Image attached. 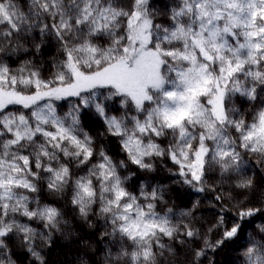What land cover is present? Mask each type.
Returning <instances> with one entry per match:
<instances>
[{"label":"snow or ice","instance_id":"obj_1","mask_svg":"<svg viewBox=\"0 0 264 264\" xmlns=\"http://www.w3.org/2000/svg\"><path fill=\"white\" fill-rule=\"evenodd\" d=\"M164 159L196 193L233 181L235 213L215 196L218 239H201L198 200L174 222L168 189L131 170ZM253 164L264 175V0H0V264H46L55 233L93 219L80 264H177V246L216 264L209 252L241 242L236 260L264 264Z\"/></svg>","mask_w":264,"mask_h":264},{"label":"trees","instance_id":"obj_2","mask_svg":"<svg viewBox=\"0 0 264 264\" xmlns=\"http://www.w3.org/2000/svg\"><path fill=\"white\" fill-rule=\"evenodd\" d=\"M53 55L51 51L45 52L43 54L44 60L47 61ZM13 66H15L13 64ZM46 68H51L50 65H45ZM98 94L103 93L99 97L101 101L108 96V93L111 91L109 88L99 89L97 90ZM76 98H73L75 100ZM112 103L115 108H118L119 111H113L112 115H125L129 113L130 102L129 104L120 103L119 97H112ZM57 105L64 103L63 101L55 102ZM257 104L259 101L256 102ZM236 107L241 108V110H245L250 108L251 105H241L239 100L236 101ZM71 108V102L63 109L61 114L66 113ZM58 111L59 108H58ZM86 130L89 132H93L94 130H103V125L99 122L95 123L94 129L88 128L86 126ZM108 144L115 149L116 151L112 152V155H116L118 152V145L114 138H108ZM123 159V156L120 157ZM249 164L251 161L259 157L256 154H249L246 157ZM136 173V177H145L146 179L142 180L141 183H160L162 184L168 191L170 192V198L165 197L168 201L167 207L173 209L176 213L173 216L174 222H184L188 223V220L179 216V212L182 210H187L191 207L194 201H199V207L195 212V227L201 229V239L205 234L210 236L211 239L215 240L219 238V233H207V229L211 228L215 223L217 216V209L219 208V204H217L215 200V196H221V203H223L226 207H228L232 213H235L237 209L233 207L236 203V200H230L227 197L229 195L236 196V191H233L232 183L233 181H228L225 185L221 186L219 175H213L208 178V184L213 186L214 191H205L204 193H196L193 189H190L188 185L179 183V177H172V173L176 171L175 166L168 161L167 159L158 160L156 171L154 172H145L141 170H137L135 168L131 169ZM252 172L255 173V180L257 183V188L259 192H264V175H261L260 171L256 170V166L252 165ZM247 175H251L252 173H245ZM235 179V177H234ZM131 183H135V178H133ZM259 192L256 194V199L253 201V204H258L260 199ZM253 205H249L251 207ZM159 211V208L157 209ZM68 219L72 221V217L69 216ZM260 221L257 222V227L260 225ZM91 227L89 223L84 222H76L72 221V232L74 233L73 237L68 238L63 236L60 233H55L53 235L51 247L47 248L44 255L46 264H80L81 259H87L88 255L91 252L99 247L98 238L100 236V232L102 231L99 223L93 219L91 220ZM249 234H252V229H249ZM166 242V240H165ZM191 248H199L201 245L198 241L192 240L189 242ZM243 251V242L238 244L235 248L231 246V244L226 245L223 250L219 251L217 254H213L209 252V256H211L216 264H244V260H236L235 258L241 255ZM177 264H192V254L189 249H182L177 246ZM96 259H99L97 256ZM207 264V262H205Z\"/></svg>","mask_w":264,"mask_h":264}]
</instances>
